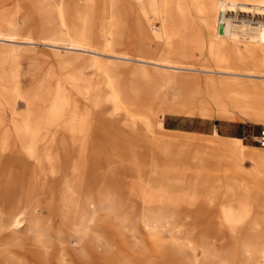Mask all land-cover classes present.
Listing matches in <instances>:
<instances>
[{
  "label": "bare ground",
  "instance_id": "6f19581e",
  "mask_svg": "<svg viewBox=\"0 0 264 264\" xmlns=\"http://www.w3.org/2000/svg\"><path fill=\"white\" fill-rule=\"evenodd\" d=\"M34 2L39 13L54 14L58 21V29H48L55 35L43 41L55 54L64 48L63 62L73 67L64 80H56L47 105L39 110L36 91H20L17 70L0 68V106L8 105L16 117L12 129L0 127V264H95L97 259L103 264L153 263V256L131 260L118 247L112 253L110 240H105L109 248L103 256L66 246L50 180L68 170L63 197L75 210L88 211L95 203L88 195L95 171L88 159L96 137L104 139L105 154L114 153L113 159L106 155L100 162L108 173L120 171L141 185H152L143 199L147 214L174 209L177 192L185 202V219H190L189 209L195 205L203 212L216 206L220 232L225 225L233 240L242 232L258 234L259 226L248 223L264 218V200L259 201L261 194L264 197V172L256 167L264 162V147L220 136L216 130L206 136L167 128L162 120L170 114L264 124V0ZM6 42L34 43L29 37L18 40L11 17L0 25V43ZM81 62L100 74L106 93L92 95L97 87L83 78ZM4 75L10 77L8 84L2 81ZM79 100L95 108L108 105L107 118L117 116L114 121L124 126L98 123L96 131L87 134L92 123ZM16 103L23 104L21 112ZM12 139L21 145L16 161L23 173L3 175ZM189 149L193 152L186 158ZM244 161L252 166L245 168ZM226 164L246 178L232 174ZM162 168L178 174L157 175ZM103 201L99 197L98 205ZM95 215L87 221V231H106L110 217L105 214L96 223ZM146 227L156 246L161 226ZM251 251L247 264H262L264 247Z\"/></svg>",
  "mask_w": 264,
  "mask_h": 264
},
{
  "label": "rangeland",
  "instance_id": "374dc122",
  "mask_svg": "<svg viewBox=\"0 0 264 264\" xmlns=\"http://www.w3.org/2000/svg\"><path fill=\"white\" fill-rule=\"evenodd\" d=\"M62 1L64 4H67L70 0ZM119 3H121V0H119ZM14 5H17V8L13 9L12 13H4L9 7ZM8 17H11V21L15 25V32L17 33L18 40L23 37H29L33 39L34 43H0V54L2 57V60L0 59V68L6 70L15 68L18 74L17 83L20 91L28 94H35L36 91L37 100L35 102V107L37 110L43 109L47 105L49 92L56 80L60 78L61 80H64V77L70 71L71 67H73L71 64L65 65V62H63L65 59V55L63 53L64 48H59L62 52L60 55L55 54V51H53L49 45H46L42 39L43 37L51 38L55 35V31H50L48 29H58L57 18L54 14L39 13L34 0H0V25L2 20ZM87 66L88 65L86 63H82L81 71L83 78L87 79L90 83L96 84L97 88L93 91L92 95L106 93L105 87L101 85L100 74L96 73L94 69ZM2 81L3 83L8 84L10 81L9 75H4ZM79 107L87 110L88 118L90 120L89 122L92 123H90L92 126H90L89 131L87 130V134L89 132L94 133L96 131L95 126H97L98 123L106 124L107 122L108 124L106 125H113V127L117 126L118 129H121V126H124L122 123L118 124L119 122H115L117 120L114 121V119H119L117 116L107 118L104 112L108 108V105H101L95 108L89 101L79 100ZM22 109L23 104L16 103V111L21 112ZM8 110V105L3 107L0 106V127L9 130L12 129L14 118L16 119V117L11 115ZM173 119H177V122H174ZM225 121L229 120H220L217 118L203 119L200 117L170 114H166L162 120L164 126L167 127L176 124V129L178 128L184 131L192 130L196 123H201V126H198L197 130H207L208 127H213L217 123H223ZM235 123L236 124L232 127L231 132L238 134V130H244L242 143L258 148L259 146L251 140V136L260 128H263L264 124L240 120H237ZM126 128L128 127H125L124 131L129 132L130 130ZM85 140L89 141L90 136L86 135ZM94 142H96V144L94 143L96 146L92 145L88 159V166L93 165V170H95L93 171V188L91 192L88 193V195H90L92 200L95 202L89 207L91 211L90 209L87 211L85 208L75 210L72 205L69 206L66 199L63 197L62 185L64 179L68 177V170H62L52 180H50V183H52L51 188L57 196L54 201V205L59 214L57 219L61 224L62 233L65 231L63 236L66 241V246L69 249H73L78 253L83 250L92 249V252L95 254L103 256L107 253V248H109L105 244V240H110L109 243L111 246L113 243V246L110 248L112 253L115 252V247H118L121 248L124 255L126 254V256L131 260H134L135 258L138 259L146 256H153L150 257L154 260L152 264H247L250 259L249 255H251L252 252L251 249L264 247V235H262L264 232L263 217H256L251 219L248 223L257 224L259 226L258 234L242 232L241 235L238 236L237 240H233L228 234V230L225 225H223V231H219L221 222L215 216L217 211L216 206L211 210H204L205 212H203L200 209V206L195 205L189 209L191 213L190 219H185L183 216L185 202L183 201L181 194L177 192L174 194V209L171 211L168 209L161 210L158 214H147L143 199L146 193L152 189V185L150 183L147 185H141L140 182L134 180L129 174H124L120 171H115L112 175L108 173L100 162L106 155L113 159L114 153L112 151H109L106 154L104 153L102 146L105 141L102 137H96ZM11 143L12 151L10 153L8 152L6 155L4 169L2 170L3 175L8 174L9 172H13L14 175L23 173V170L19 165L20 162L16 161V159L19 160V150H21V145L15 139H12ZM192 152L193 149H189L186 153V158H190ZM243 166L249 169L252 164L249 161H244ZM224 167L229 168L232 174L238 175L241 178H246L242 173H237L230 165L226 164ZM256 167L260 172H264V162ZM160 174L172 176V174H178V171H173L172 168L165 170L162 168L160 169V172L158 171L157 173V175ZM99 197L104 198V203L101 205H98L97 202ZM261 200H264L262 194L259 201ZM69 212L71 213L70 215H68ZM43 214L46 215L47 212L44 210ZM93 215H95V218L97 219L96 223L100 222V217L105 218L103 217L104 215L106 216V219L110 217L107 219L108 229L106 231H101L102 229L100 227H93L92 229L94 233L99 232L98 235L97 233L94 234L92 231H87V221ZM117 217L120 218L119 220L121 222L117 220ZM146 224H156L161 226L162 232L160 234L159 244L156 246H153L152 240L149 238L151 237L150 230L146 227ZM174 240L175 242H173ZM175 252H177V254ZM134 254H137V257H135ZM195 256H197V258ZM156 258H160V261L155 260ZM95 262V264H103L102 261H98V259L95 260Z\"/></svg>",
  "mask_w": 264,
  "mask_h": 264
},
{
  "label": "crops",
  "instance_id": "0c3cea01",
  "mask_svg": "<svg viewBox=\"0 0 264 264\" xmlns=\"http://www.w3.org/2000/svg\"><path fill=\"white\" fill-rule=\"evenodd\" d=\"M173 120H174V122H177V119H173ZM235 122H237V120H235V121H225L223 123H217L213 127H208L207 130H197L198 126H201V123H196L192 130H185V131H193V132H196V133L204 134L206 136H213L214 135V131L216 130L217 133L219 135H221V136L237 137V138H239L242 141V135L244 133V130H238V134H234V133L231 132L232 131V127L234 126V124H236ZM237 124H240V123H237ZM173 125H174V128H176V124H173Z\"/></svg>",
  "mask_w": 264,
  "mask_h": 264
},
{
  "label": "built area",
  "instance_id": "2783aa9c",
  "mask_svg": "<svg viewBox=\"0 0 264 264\" xmlns=\"http://www.w3.org/2000/svg\"><path fill=\"white\" fill-rule=\"evenodd\" d=\"M262 28L264 30V23ZM251 140H253L256 145L264 147V127L260 128L255 134H253ZM262 264H264V256L262 257Z\"/></svg>",
  "mask_w": 264,
  "mask_h": 264
},
{
  "label": "trees",
  "instance_id": "16d2710c",
  "mask_svg": "<svg viewBox=\"0 0 264 264\" xmlns=\"http://www.w3.org/2000/svg\"><path fill=\"white\" fill-rule=\"evenodd\" d=\"M167 127H169V128H174V125H171V126H167Z\"/></svg>",
  "mask_w": 264,
  "mask_h": 264
},
{
  "label": "water",
  "instance_id": "95a60500",
  "mask_svg": "<svg viewBox=\"0 0 264 264\" xmlns=\"http://www.w3.org/2000/svg\"><path fill=\"white\" fill-rule=\"evenodd\" d=\"M220 30H221V28H220Z\"/></svg>",
  "mask_w": 264,
  "mask_h": 264
}]
</instances>
